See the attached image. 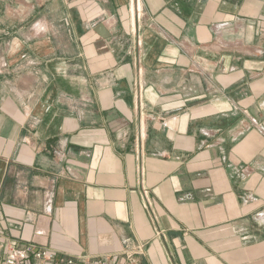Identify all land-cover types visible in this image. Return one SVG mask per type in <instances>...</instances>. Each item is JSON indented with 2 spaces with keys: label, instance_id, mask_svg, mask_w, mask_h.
I'll return each instance as SVG.
<instances>
[{
  "label": "crops",
  "instance_id": "crops-1",
  "mask_svg": "<svg viewBox=\"0 0 264 264\" xmlns=\"http://www.w3.org/2000/svg\"><path fill=\"white\" fill-rule=\"evenodd\" d=\"M0 208V261L264 264V0H0Z\"/></svg>",
  "mask_w": 264,
  "mask_h": 264
},
{
  "label": "built area",
  "instance_id": "built-area-1",
  "mask_svg": "<svg viewBox=\"0 0 264 264\" xmlns=\"http://www.w3.org/2000/svg\"><path fill=\"white\" fill-rule=\"evenodd\" d=\"M141 251L142 248L140 247L136 249V252ZM79 258L72 255H63L49 247H10L7 257L0 261V264H127L125 262L116 263L112 256H106L94 262Z\"/></svg>",
  "mask_w": 264,
  "mask_h": 264
}]
</instances>
